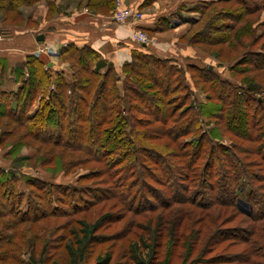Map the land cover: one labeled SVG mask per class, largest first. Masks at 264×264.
I'll return each instance as SVG.
<instances>
[{
	"label": "trees",
	"instance_id": "1",
	"mask_svg": "<svg viewBox=\"0 0 264 264\" xmlns=\"http://www.w3.org/2000/svg\"><path fill=\"white\" fill-rule=\"evenodd\" d=\"M40 1L0 0V13L19 15L20 7ZM115 2L88 0L87 7L111 13ZM179 8L196 15L182 36L185 46L217 50V59L235 53L229 58L231 80L213 66L160 59L141 44L119 71L92 48L73 43L54 57L66 68L48 66L36 55L10 67L0 59V119L7 129L0 145L23 130L18 145L25 138L51 147L44 165L55 161L56 172L89 168L78 179L95 182L88 208L114 201L106 208L137 217L191 208L186 224L181 216L171 224L159 217L154 230L142 229L122 256L127 262L158 264L166 231L174 247L183 245L188 257L198 254L190 262L182 256L188 264L204 262L200 257L209 254L206 264H264V0H196L190 9ZM0 27L5 39L9 25ZM169 29L163 21L150 33ZM11 84L15 92L4 89ZM224 134L231 137L230 146L219 143ZM67 153L85 157L61 165L59 157ZM19 178L27 194L20 191ZM69 188L0 168V264L21 263L15 252L22 255L30 242L27 230L39 222L82 213L84 207L73 203L77 190ZM151 200L157 204L150 206ZM59 205H73L72 211ZM111 215L92 225L78 221L80 229L69 233L65 247L71 264H86L89 246L107 241L96 233L122 219L106 223ZM37 240L31 241L32 256ZM46 247L38 262L46 261ZM112 257L108 251L92 264H111Z\"/></svg>",
	"mask_w": 264,
	"mask_h": 264
},
{
	"label": "rangeland",
	"instance_id": "2",
	"mask_svg": "<svg viewBox=\"0 0 264 264\" xmlns=\"http://www.w3.org/2000/svg\"><path fill=\"white\" fill-rule=\"evenodd\" d=\"M88 0H44L38 3H35L31 7H20L19 15L18 14H2L0 13V24L9 25L7 28L6 38L4 41H0V59L4 57L8 60L9 67L16 64V62H21L28 55L39 56L42 57L45 62L48 63V66L52 65L54 62V58L49 56L50 59L46 60L42 56L49 53L50 48H48L47 44H42L35 41L37 36H46L49 31L48 24L52 21H57L62 16L71 17L72 15H76L77 12L83 11L87 14L98 15V16H107L113 18L114 14L118 11L117 5L119 8H129L124 7L120 2H115L114 9L111 13L101 14V11L88 9L87 7ZM99 12V13H98ZM196 15H192L189 17L193 18ZM16 17V18H15ZM262 17V16H261ZM48 36V35H47ZM149 42V41H148ZM68 42H64L63 46H65ZM187 47V46H186ZM190 48V47H188ZM192 55L195 59L194 62H199L200 65L204 67L213 66L219 76L222 78L232 79L230 77V68L232 67V62L229 58L234 57L230 56L228 58L222 57L217 59L215 57L214 52L217 50L209 51L202 47H191ZM56 62V61H55ZM51 63V64H50ZM50 64V65H49ZM57 66L53 68L58 69L60 67L66 68L65 63H57ZM235 78V77H234ZM237 79V77H236ZM5 90L16 91V86L12 84L8 85ZM3 90V89H2ZM36 102L33 103L32 110L36 109ZM56 113L52 114L54 118ZM3 120L0 119V140L3 138L4 132H6V128L4 127ZM51 129V128H48ZM24 131H19L15 134L10 135L8 138L3 140V144L0 145V168L3 171H8L9 169L17 170V173L20 177L25 176V178L35 179L44 181L50 184L70 187L69 189H76V194L74 195V202L77 208H83L82 213L76 214L74 216H68L67 218H56L53 220H46L39 222V224L35 225L28 231L27 239L30 241L29 246L24 247L22 250V255L18 252H15V255L19 257L21 263L19 264H53L56 262L57 264H71L68 258L67 253L65 252V247L72 240V236L69 234L71 231H79L78 221L84 220L86 224L92 225L96 222L97 219L102 217L105 214L111 213L112 215L109 217V221L106 223H112L113 220H119L114 226H110L108 230H106V225L104 229L98 230L96 235L106 239L104 243H95L89 246L87 249L86 256V264H92L95 262L97 256H102L106 252H112L113 257L111 264H132L131 262H127L125 256L126 248H128L129 243L133 241H137L138 235L143 234V230L145 228H149L147 230L152 231L157 223L156 220L159 217H162L164 222H168L171 224L177 217L181 216L182 220L180 221L182 224H186L189 221L190 209L189 207L181 206V207H169L167 210H159L153 214H146L144 216H134L131 214H125V211H121L119 207H115L114 210H109L106 208L110 207V204H114V201H110L108 203H100L96 206L87 207L89 203L92 202V194H93V185L94 181H85L78 182V179L81 176L86 174V169L84 167H75L68 173H64L62 171L56 172L55 161L52 164L44 165V160L46 159V155H49V151L51 147H43L40 144H36L32 140L23 139L18 145L19 142L17 140H21V136ZM231 137L227 134L222 135L219 143L224 146L231 145ZM29 142V143H28ZM56 152L52 153V159H57L59 149H55ZM82 156V155H81ZM81 156L77 154L67 153L64 154L63 157L60 156L58 159L61 165H66L68 163L73 162L72 160L78 159ZM85 157V156H82ZM81 157V158H82ZM71 161V162H70ZM18 186L22 193L27 194L29 191L26 188L25 183L22 182V178L18 180ZM107 190V189H106ZM105 190V191H106ZM71 191V190H70ZM150 206L157 204L154 200L149 201ZM73 205L69 207H62L59 205L60 210H69L72 211ZM106 208V209H105ZM134 208V206H133ZM197 214L200 212L196 211ZM167 223V224H168ZM166 224V225H167ZM28 226V225H27ZM168 227V226H166ZM26 228V227H25ZM25 228H22L25 230ZM30 227H27L29 229ZM153 233V232H152ZM167 232L164 231L163 238L159 244V256H158V264H188L187 262L182 261V256L185 259L194 260L197 258L198 254L195 256H187L188 251L185 250L183 245H178L174 247L170 243L172 237H169ZM117 234V235H113ZM182 234L187 237L188 232H182ZM106 235V236H104ZM113 235L114 241L111 240L110 236ZM151 236V235H149ZM38 239L35 243L37 251L34 256L30 254L29 248L31 245V241ZM57 238L63 239L61 243H55L54 240ZM119 240H116V239ZM187 239V238H185ZM173 240V239H172ZM52 241V242H51ZM54 242V244H53ZM43 245H48L46 247V261L42 263V261L38 262L39 250ZM114 246V247H113ZM113 247V248H112ZM111 249V250H110ZM200 252V249H198ZM238 249H231V252L237 251ZM220 251V250H219ZM198 252V251H197ZM172 256L174 259L172 260ZM33 257V258H32ZM50 257V260H49ZM205 259L204 262L198 264H206V260L210 258L209 255H203L200 257ZM169 260V261H168ZM170 262V263H169ZM8 264H18L14 261Z\"/></svg>",
	"mask_w": 264,
	"mask_h": 264
},
{
	"label": "crops",
	"instance_id": "3",
	"mask_svg": "<svg viewBox=\"0 0 264 264\" xmlns=\"http://www.w3.org/2000/svg\"><path fill=\"white\" fill-rule=\"evenodd\" d=\"M124 7L138 10L143 19L137 22L116 24L111 17L87 14L79 11L71 17L62 16L57 21L48 24L49 31L43 36V43L51 51L42 56L49 60L55 57L64 42L75 46H88L99 53L105 61L116 67L117 71L124 62L130 61L131 51L140 45L131 41V34L135 31L143 32L149 42L142 47L155 54L160 59L170 58L184 63L194 60L192 49L182 42V36L188 29L189 17L194 13L179 11L183 5L190 9L196 0H116ZM168 22L171 29L159 33H150L157 29L162 22ZM0 41H4L0 39ZM42 43V44H43ZM2 59H5L2 57ZM51 64V63H50ZM54 67L56 62H52Z\"/></svg>",
	"mask_w": 264,
	"mask_h": 264
},
{
	"label": "built area",
	"instance_id": "4",
	"mask_svg": "<svg viewBox=\"0 0 264 264\" xmlns=\"http://www.w3.org/2000/svg\"><path fill=\"white\" fill-rule=\"evenodd\" d=\"M116 5L118 11L114 14L112 18L116 24H122L125 22L133 23V21L137 22L143 19V15L138 10L131 8H119L118 4ZM130 38L133 43L136 42L141 45H146L149 41V38H147V36L143 32L138 30H135L131 34Z\"/></svg>",
	"mask_w": 264,
	"mask_h": 264
},
{
	"label": "water",
	"instance_id": "5",
	"mask_svg": "<svg viewBox=\"0 0 264 264\" xmlns=\"http://www.w3.org/2000/svg\"><path fill=\"white\" fill-rule=\"evenodd\" d=\"M3 34H4V30L0 27V39H2V36H3ZM35 41H37V42H44L43 41V36H37L36 38H35ZM50 65V64H49Z\"/></svg>",
	"mask_w": 264,
	"mask_h": 264
}]
</instances>
